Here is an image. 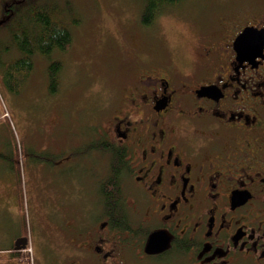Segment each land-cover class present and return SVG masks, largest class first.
Here are the masks:
<instances>
[{
	"label": "flooded vegetation",
	"instance_id": "1",
	"mask_svg": "<svg viewBox=\"0 0 264 264\" xmlns=\"http://www.w3.org/2000/svg\"><path fill=\"white\" fill-rule=\"evenodd\" d=\"M189 61L139 66L72 144L44 200L56 264H264V15L225 17Z\"/></svg>",
	"mask_w": 264,
	"mask_h": 264
},
{
	"label": "rangeland",
	"instance_id": "2",
	"mask_svg": "<svg viewBox=\"0 0 264 264\" xmlns=\"http://www.w3.org/2000/svg\"><path fill=\"white\" fill-rule=\"evenodd\" d=\"M9 1L0 0V43L10 41L3 15ZM42 1L52 4L64 24L81 20L71 25L68 49L54 51L50 60L34 56V71L19 92L3 83L0 67V264H56L46 219L47 208L54 212L55 205L44 206L55 202L56 194L48 192V185L51 179L62 180L74 156L72 144L89 142L106 123L115 91L134 70L147 63L185 67L225 17L264 15V0H186L146 27L140 0ZM18 56L12 47L0 55V63ZM52 61L62 65L56 93L48 88ZM21 234L29 236L31 253L23 251L17 261L8 247Z\"/></svg>",
	"mask_w": 264,
	"mask_h": 264
},
{
	"label": "trees",
	"instance_id": "3",
	"mask_svg": "<svg viewBox=\"0 0 264 264\" xmlns=\"http://www.w3.org/2000/svg\"><path fill=\"white\" fill-rule=\"evenodd\" d=\"M140 1L143 2L141 23L143 26L150 27L154 25L163 11L180 6L186 0ZM3 15L8 20L6 28L10 41L1 42L0 51L3 53L7 50L8 52L14 47L19 51V56L8 62L0 63L1 70H3L2 79L10 91L19 92L25 78L34 71V56L41 55L50 60L54 51L68 49L73 41L71 25H76L81 19L74 17L72 24H64L61 20H57L52 4L42 0L9 1L4 5ZM61 69L62 65L59 62H52L47 68L48 88L51 93H56L58 90ZM99 143L104 144V141L101 140ZM14 145L16 151H13L14 157L19 159L17 141ZM18 175H20L19 172ZM11 249L15 256H19V252Z\"/></svg>",
	"mask_w": 264,
	"mask_h": 264
},
{
	"label": "water",
	"instance_id": "4",
	"mask_svg": "<svg viewBox=\"0 0 264 264\" xmlns=\"http://www.w3.org/2000/svg\"><path fill=\"white\" fill-rule=\"evenodd\" d=\"M256 30L254 28L251 27H247L244 29V31L236 38L235 40V48L238 50L239 55H241V51L247 48H251L254 47L255 43L253 42V39L256 37ZM158 234H152V236L149 239V243L147 245V251L148 252H154L155 250H158L160 248H162L164 245H160L162 244V242L160 243L158 241ZM27 242L28 239L27 237L22 238V239H18L16 241V246L15 249L16 250H22L25 249L27 246ZM20 243H22V245H20Z\"/></svg>",
	"mask_w": 264,
	"mask_h": 264
},
{
	"label": "crops",
	"instance_id": "5",
	"mask_svg": "<svg viewBox=\"0 0 264 264\" xmlns=\"http://www.w3.org/2000/svg\"><path fill=\"white\" fill-rule=\"evenodd\" d=\"M9 248V247H8ZM10 256H11V258H14V259H16L13 255H11V253H10Z\"/></svg>",
	"mask_w": 264,
	"mask_h": 264
}]
</instances>
